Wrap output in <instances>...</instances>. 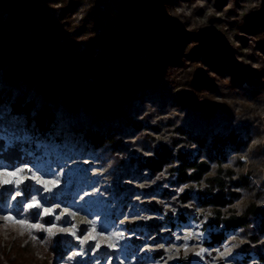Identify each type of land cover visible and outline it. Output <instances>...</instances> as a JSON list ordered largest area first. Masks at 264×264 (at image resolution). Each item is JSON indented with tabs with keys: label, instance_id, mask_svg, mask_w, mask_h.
<instances>
[{
	"label": "trees",
	"instance_id": "16d2710c",
	"mask_svg": "<svg viewBox=\"0 0 264 264\" xmlns=\"http://www.w3.org/2000/svg\"><path fill=\"white\" fill-rule=\"evenodd\" d=\"M51 1L0 0L10 13L7 21L0 22V129L60 143L69 138L72 144L101 151L112 159L121 181L144 173V177L161 176L164 181L156 187L168 185L161 190L166 200L175 191L170 187H184L181 200L208 211L212 225L219 229L211 233L212 243L221 244L227 232L241 230L249 239L246 251L264 264V172L257 183L253 171L243 173L225 165L231 152L250 147L261 130L248 115L233 112L227 100H217L216 82L197 65L184 69L187 65L182 64L179 42L167 51L168 38L179 33L155 24L162 17L165 1L147 0L136 10L143 20L130 29L135 44L124 56L115 52L116 57L110 59L116 45L102 41L98 54L103 55L82 57L75 66L69 55L75 34L66 33L59 44L49 27L41 30L37 26L49 22L44 5ZM240 27L264 36V8L245 14ZM258 42L264 47V38ZM215 46L208 50L215 64L234 67L227 88L245 93L252 102L263 101L264 74L249 70L227 43ZM191 47V57L208 55L201 42ZM135 48L145 57L130 58ZM105 59L113 61V66ZM86 76L92 77L90 87L83 85ZM169 86L176 87L173 99H169ZM172 107L177 113L171 114ZM25 145L17 141L7 146L0 139L1 154L9 160H21ZM155 190L147 189L149 193ZM116 191L128 197L133 188L118 185ZM245 196L248 202L239 209L235 203ZM149 205L163 209L162 202ZM28 235L2 245L0 234V264H26L29 255L39 249L46 252L49 248L48 255L63 253L65 240L60 233L48 237L42 233L38 239ZM182 261L192 264L187 258Z\"/></svg>",
	"mask_w": 264,
	"mask_h": 264
},
{
	"label": "rangeland",
	"instance_id": "374dc122",
	"mask_svg": "<svg viewBox=\"0 0 264 264\" xmlns=\"http://www.w3.org/2000/svg\"><path fill=\"white\" fill-rule=\"evenodd\" d=\"M146 1L52 0L49 6L44 5L49 22L37 26L41 30L49 27L57 34L59 44L63 43L66 33L75 34L70 40L74 44L69 54L71 65H78L82 57L88 59L92 55L99 58L103 55L98 54L102 41L116 45L109 57L113 59L115 52L124 56L123 52L134 47L129 31L143 20L136 10ZM164 1L166 6L162 9V17L155 24L167 28L166 31L179 33L175 38H168L167 51L172 44L179 42L184 59L182 64L187 65L184 69L188 71L192 68L190 64L197 65L199 71L216 82L217 100H227L233 112L248 115L261 130L250 147L242 152H231L225 163L239 172L253 171V180L260 182L264 172V99L252 102L245 93L227 88L234 67L217 66L208 50L216 43L220 47L227 43L236 56L245 60L249 70L258 71L256 73L262 76L264 47L258 41H263L264 36L245 31L240 22L245 14L264 8V0ZM8 10L0 4V22L8 20ZM197 42L203 44L207 56L197 54L191 57V46ZM138 52L135 48L129 57L141 59L144 55ZM254 53L255 57H251ZM60 56L63 57V51ZM105 60L110 67L113 66V61ZM248 76L257 79V75ZM91 84L92 77L86 76L83 85L90 87ZM243 86L252 87L249 83ZM166 89L172 95L168 98L173 99L176 87ZM148 104L150 106L151 102ZM173 109L171 114L177 113ZM0 139L7 146L17 141L26 144L21 160H9L1 154L0 147L1 244H10L15 238L28 234L38 239L42 233L46 237L60 233L65 240L62 254L48 255L49 248H45L46 252L39 249L29 255L26 264H181L184 263L182 258L189 259L192 264H259L258 257L244 248L249 239L241 230L227 232L226 240L221 244L212 243L211 233L219 229L212 225L208 211L193 202L181 200L184 187H170L169 190L175 191L166 200L161 196V190L168 185L156 187L164 181L161 176L144 177V173L121 181L111 158H106L101 151L72 144L69 138L60 143L55 139L30 138L19 131L3 128L0 129ZM17 169H24L16 177L22 183L3 185V180L10 178L7 173ZM118 185L120 188L129 185L133 192L126 197L125 193L116 191ZM150 188L156 190L149 193L147 189ZM33 199L39 201V208H28ZM154 201L156 206L162 202L163 209H153L155 205L149 203ZM247 202L248 196H245L235 206L242 209ZM45 210H51V214H45ZM152 222L157 224L150 228ZM28 225L35 226L29 233ZM72 232L76 235H71ZM118 234L122 236L117 240ZM89 236L96 239L90 240ZM97 244L100 247L97 248Z\"/></svg>",
	"mask_w": 264,
	"mask_h": 264
},
{
	"label": "snow or ice",
	"instance_id": "6c2138e0",
	"mask_svg": "<svg viewBox=\"0 0 264 264\" xmlns=\"http://www.w3.org/2000/svg\"><path fill=\"white\" fill-rule=\"evenodd\" d=\"M24 171V169H17L16 171L14 172H8L7 173V176L10 177L9 179H5L3 180V185H19L22 183L21 180L17 179L16 177L19 175L20 172ZM55 186V185H54ZM49 191H51V189H48ZM40 207V203L39 201L33 199V202L28 204V208H39ZM45 214H51V210H45ZM58 218V217H57ZM29 229H31V227H35V226H32V225H28ZM40 227H43L42 225ZM71 235L75 236L76 233L75 232H72ZM122 236V234H118L116 235V239H120ZM89 239L90 240H95L96 237L95 236H89ZM110 246H114V245H110ZM96 247H100L99 244L96 245ZM197 255H200V253H197Z\"/></svg>",
	"mask_w": 264,
	"mask_h": 264
},
{
	"label": "bare ground",
	"instance_id": "6f19581e",
	"mask_svg": "<svg viewBox=\"0 0 264 264\" xmlns=\"http://www.w3.org/2000/svg\"><path fill=\"white\" fill-rule=\"evenodd\" d=\"M0 209L2 210V207L0 206Z\"/></svg>",
	"mask_w": 264,
	"mask_h": 264
}]
</instances>
